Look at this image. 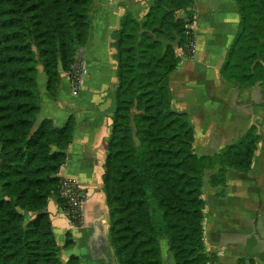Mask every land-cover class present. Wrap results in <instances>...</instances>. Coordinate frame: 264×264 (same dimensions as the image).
Segmentation results:
<instances>
[{
  "label": "trees",
  "instance_id": "16d2710c",
  "mask_svg": "<svg viewBox=\"0 0 264 264\" xmlns=\"http://www.w3.org/2000/svg\"><path fill=\"white\" fill-rule=\"evenodd\" d=\"M93 0H0V264L62 262L47 203L58 190L74 120H38L36 64L55 97L59 75L89 35ZM239 23L220 67L240 88L264 80V0H235ZM195 0H151L146 13L126 12L111 32L117 83L103 164L108 238L117 264H163L165 238L175 264H209L203 241L202 187L225 182L227 168L248 171L259 135L249 129L214 155L193 152V127L171 108L175 48L192 37ZM184 12L186 18L179 16ZM189 33H186V32ZM138 131L140 140H136ZM65 208V206L63 205ZM70 241H65L68 246Z\"/></svg>",
  "mask_w": 264,
  "mask_h": 264
},
{
  "label": "crops",
  "instance_id": "0c3cea01",
  "mask_svg": "<svg viewBox=\"0 0 264 264\" xmlns=\"http://www.w3.org/2000/svg\"><path fill=\"white\" fill-rule=\"evenodd\" d=\"M150 2L93 0L88 39L81 47L88 73L79 92L71 93L66 71L60 72L55 97L43 91L45 75L37 82L38 119L50 118L56 126L70 116L74 120L58 176L77 178L87 195L78 225L69 221L55 195L48 200L51 230L64 263L75 257L77 264H117L108 238V206L102 189L117 83L111 32L126 12L140 19ZM193 14L194 21L187 27L195 51L184 56L182 48H175L179 63L169 77L170 106L188 114L194 134L193 152L214 155L235 143L253 125L259 135L248 171L227 168L223 187L207 181L218 171V165L205 172L202 192H208L209 203L202 196L204 248L213 257L209 264H264V80L240 88L220 74L239 23L235 0H195ZM182 15L186 18L179 12ZM210 192L213 200H209ZM67 240L70 244L65 246ZM160 250L163 264H175L165 238L160 239Z\"/></svg>",
  "mask_w": 264,
  "mask_h": 264
},
{
  "label": "built area",
  "instance_id": "2783aa9c",
  "mask_svg": "<svg viewBox=\"0 0 264 264\" xmlns=\"http://www.w3.org/2000/svg\"><path fill=\"white\" fill-rule=\"evenodd\" d=\"M189 32L187 31L186 33ZM195 48L194 39L190 37L185 46V50L191 55L194 53ZM87 73L88 67L83 57L82 48L79 47L76 49L73 62L67 71L72 94L75 95L79 92L84 76ZM58 194L65 206L69 221L73 225L80 224L87 195L78 179L72 176L61 177Z\"/></svg>",
  "mask_w": 264,
  "mask_h": 264
},
{
  "label": "rangeland",
  "instance_id": "374dc122",
  "mask_svg": "<svg viewBox=\"0 0 264 264\" xmlns=\"http://www.w3.org/2000/svg\"><path fill=\"white\" fill-rule=\"evenodd\" d=\"M181 17H183V15L181 16ZM201 21H204V18H202V19H200ZM203 26V25H202ZM77 48H79V47H77ZM184 51H183V54H184V56H191L190 54H188L187 53V51L185 50V48H182ZM75 55V54H74ZM67 72V71H66ZM42 76H44V74H43V71H42V65H41V63H37L36 64V77H37V82H39V80L41 79V77ZM86 77V75L84 76V78ZM37 85H38V83H37ZM38 89H39V87H38ZM45 90V88L43 89V91ZM46 93V92H45ZM114 108H115V98H114V105H113V110H114ZM189 117V116H188ZM38 120H40V119H38ZM189 120H190V118H189ZM135 135H136V140H140V135H139V133H138V131H136L135 132ZM223 185L224 184H222L221 186L223 187ZM212 192H210V197H209V200H213V197H212ZM202 196L204 197V199H206V201L208 202V192H206V191H203L202 192ZM211 198V199H210ZM209 203V202H208ZM170 251V250H169ZM171 252V251H170Z\"/></svg>",
  "mask_w": 264,
  "mask_h": 264
}]
</instances>
